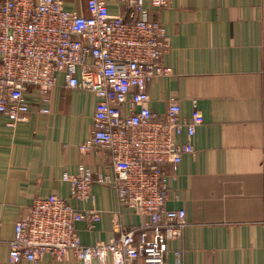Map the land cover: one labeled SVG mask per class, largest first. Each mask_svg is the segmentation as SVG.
<instances>
[{"label": "crops", "instance_id": "obj_1", "mask_svg": "<svg viewBox=\"0 0 264 264\" xmlns=\"http://www.w3.org/2000/svg\"><path fill=\"white\" fill-rule=\"evenodd\" d=\"M125 1L107 0L109 13L130 17ZM62 4L85 13V0ZM144 6L166 29L161 62L168 72L147 86L150 109L162 114L175 98L187 117L196 100L203 115L194 155H183L176 170L165 166V207L183 208L188 224L182 240L169 242L165 263L175 264L182 249L183 264H264V0ZM25 96L30 107L23 120L8 125L0 116V264H84L72 254L58 260L49 253L37 262L8 261L15 222L37 197L56 195L82 212L99 213L91 228L86 215L75 223L83 244L107 242L116 237V225L128 230L141 221L110 186L93 183V201L69 196L64 173L77 175L80 166L94 175L113 173L105 151L78 148L92 131L96 95L68 87L60 73L48 102L33 86Z\"/></svg>", "mask_w": 264, "mask_h": 264}, {"label": "built area", "instance_id": "obj_2", "mask_svg": "<svg viewBox=\"0 0 264 264\" xmlns=\"http://www.w3.org/2000/svg\"><path fill=\"white\" fill-rule=\"evenodd\" d=\"M145 1L156 8L169 2L126 0L128 17L110 14L107 0H85V13L64 8L63 0H0V116L8 125L23 120L30 107L27 87L48 102L60 73L68 87L92 91L93 128L78 148L105 151L113 173L94 175L81 166L77 175L64 173L69 196L93 201V183L107 185L118 203L141 217L128 230L116 225V237L107 242L83 244L75 223L86 215L91 228L99 213L82 212L56 195L37 197L15 222L10 263L37 262L49 253L58 260L72 254L84 264H166L169 242L183 239L185 210L165 207V166L176 170L183 155H194L192 139L203 115L196 100L187 117L175 98L162 114L150 109L147 86L168 69L161 62L165 26L150 17ZM182 253L175 252V264H183Z\"/></svg>", "mask_w": 264, "mask_h": 264}]
</instances>
